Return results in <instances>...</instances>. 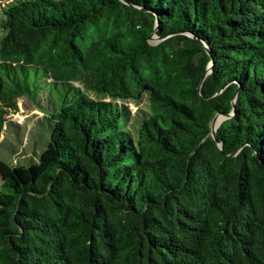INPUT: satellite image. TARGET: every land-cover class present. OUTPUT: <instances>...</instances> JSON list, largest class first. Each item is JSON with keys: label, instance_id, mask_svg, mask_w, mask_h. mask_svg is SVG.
Instances as JSON below:
<instances>
[{"label": "trees", "instance_id": "trees-1", "mask_svg": "<svg viewBox=\"0 0 264 264\" xmlns=\"http://www.w3.org/2000/svg\"><path fill=\"white\" fill-rule=\"evenodd\" d=\"M38 69L53 131L0 158V264H264V0H0V137Z\"/></svg>", "mask_w": 264, "mask_h": 264}, {"label": "rangeland", "instance_id": "rangeland-1", "mask_svg": "<svg viewBox=\"0 0 264 264\" xmlns=\"http://www.w3.org/2000/svg\"><path fill=\"white\" fill-rule=\"evenodd\" d=\"M151 42L155 43L157 39ZM40 72L41 69H38V76H21L29 80L30 90L18 99L17 111L9 112L6 116L7 121L3 124L0 158L12 166L39 162L40 155L51 138L53 125L47 109V106L53 108L52 102H48L51 84L48 82V77L40 75ZM124 104L130 112L131 124L139 120L147 110L145 95L140 102L130 101ZM224 118L220 116L215 126L220 125Z\"/></svg>", "mask_w": 264, "mask_h": 264}, {"label": "water", "instance_id": "water-1", "mask_svg": "<svg viewBox=\"0 0 264 264\" xmlns=\"http://www.w3.org/2000/svg\"><path fill=\"white\" fill-rule=\"evenodd\" d=\"M157 30V25L152 33V36H151V39L150 40H153V39H157V42L160 41V37L155 33V31ZM156 43V42H155ZM233 106H235V101H233ZM220 116H228V115H220V114H217L215 117H214V120L212 122V126H211V135L213 136L214 140L216 141L220 151H222V143L218 140V137H217V128L218 126H215L214 125V121L216 120L217 117H220Z\"/></svg>", "mask_w": 264, "mask_h": 264}, {"label": "bare ground", "instance_id": "bare-ground-1", "mask_svg": "<svg viewBox=\"0 0 264 264\" xmlns=\"http://www.w3.org/2000/svg\"><path fill=\"white\" fill-rule=\"evenodd\" d=\"M218 118H219V117H217L216 120L214 121V125H216V121H217Z\"/></svg>", "mask_w": 264, "mask_h": 264}]
</instances>
